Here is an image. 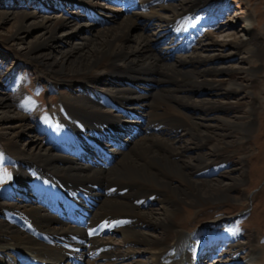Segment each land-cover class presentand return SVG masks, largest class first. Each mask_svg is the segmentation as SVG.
<instances>
[{"label": "bare ground", "instance_id": "obj_1", "mask_svg": "<svg viewBox=\"0 0 264 264\" xmlns=\"http://www.w3.org/2000/svg\"><path fill=\"white\" fill-rule=\"evenodd\" d=\"M190 1L195 2L179 0L176 4L154 5L155 0H129L125 6L123 0L120 10L126 15L111 25H95L86 35L80 34L79 22L73 19L93 15L94 10L85 0H65L82 12L73 10L70 14L65 10L66 13L56 17L24 10L0 12V22L11 20L13 24L9 36L3 38L19 43V53L38 64L39 74L54 85L67 82L65 85L70 88L73 84L80 88L64 101L66 112L62 111L55 120H45L52 129L41 128L50 137L47 143L62 152L52 151V146L37 143L34 138L30 140V147H19L17 137L31 127L25 125L22 115L13 112L0 96V134L5 136L1 143L16 164L10 190L21 191L29 198L13 201L3 195L0 197V264H81L84 256L91 259L86 264H147L141 259V253L148 255L151 264H204L201 256L207 257L208 264L225 260L230 264L239 258L248 264H260V257L250 243L237 242L230 252L226 250L224 243H228L229 238L235 239V235L228 232V224L223 233L221 230L213 234L221 235L217 244L215 238L210 241L212 238L206 235L205 229L193 234L181 230L185 215L180 209L197 211L209 202L240 199L230 192L245 176L247 148L243 141L251 132L259 105L258 80L252 79L251 84L231 78L221 80L208 75L216 73L220 66L185 70L181 64L213 60L217 55L228 57L231 53H203L212 45L228 46L231 50L242 48V58L250 60L251 66L233 65L231 70L253 77L257 73L252 64L261 59L264 51V41L253 35L237 36L230 42L214 38L211 42L207 38L193 47L191 53L177 55L178 60L172 57L174 60L168 63V56L177 49L180 38L165 48L158 47L155 37L145 36L143 24L152 21L150 23L159 22L161 26L162 22L179 21ZM131 5L140 10L128 13L134 7ZM106 14L109 16L110 12ZM96 19L88 18V21ZM104 22L106 18L100 23ZM139 22L142 26H138ZM61 27L67 30L57 35ZM30 28L40 29V33L21 47L16 34ZM68 35L77 36L78 40L61 49L57 41H64ZM188 35L193 36L190 32ZM143 74L150 76L146 79ZM105 77L115 83H106L102 89L100 84ZM127 77L149 80L164 89L163 94L158 93L152 100L153 107L158 111L160 106L161 110L155 113L149 126L161 125L168 132L148 133L147 130L145 135H138L136 125L144 119L139 121L129 111L135 112L147 105V95L121 82L120 79ZM162 80L169 84L161 85ZM207 87L221 88L225 93H243L251 99L243 104L239 100L205 101L192 97L195 89ZM190 106L204 111L242 108L251 120H242V116H209L204 111L195 114L188 110ZM121 109L126 113L121 115ZM14 118L16 121L5 123ZM135 127L137 129L130 134ZM179 129L181 135L176 138L174 131ZM183 135L188 138L182 139ZM117 137L120 140L116 141H121L122 146L109 145V140ZM125 137L132 140L127 151L123 150L128 143ZM120 150V157L114 160L110 155ZM233 153L240 155V167L234 169L239 170V175L229 171L225 180L205 183L192 178L196 172L215 171L227 155ZM183 157L186 160L183 161ZM174 179L180 184L173 183ZM154 201L162 203L160 212L145 211L144 204ZM88 207L95 209L90 213ZM150 225L158 231H149ZM104 231L121 233L120 242L129 248L115 250L108 238L101 235ZM249 248L250 254L244 258L239 256Z\"/></svg>", "mask_w": 264, "mask_h": 264}, {"label": "rangeland", "instance_id": "obj_2", "mask_svg": "<svg viewBox=\"0 0 264 264\" xmlns=\"http://www.w3.org/2000/svg\"><path fill=\"white\" fill-rule=\"evenodd\" d=\"M85 1L87 5H89L94 10V13L90 17H73V19H76L79 22V30L81 35L88 34L93 28H95V25H111L114 20H118L122 15H126V13L124 14L121 12V6L119 2L112 0ZM155 2L154 5L158 3L168 2L176 4L179 2V0H155ZM188 3L189 4L187 6L191 8L189 9L187 7V11L184 12L181 17H179V21L177 19H173L174 23H170L172 25L162 22V25L160 26L159 22L154 24L150 23L152 21H143L144 24L142 22V24L144 25L143 32L145 36L148 34L149 36L155 37V44L158 47L165 48L167 47L166 45L176 43L180 38V43L177 49L174 50L172 56H168V63H170L171 60L173 61V58H177L178 60L179 56L177 55H187L191 53L193 47L199 46L207 38V40L211 42L213 41V38L218 39L219 42L225 40L226 42H230V39H233L237 36L253 35L254 37H258L260 40L264 41V0H195V2L190 1ZM136 7L137 6H134L131 11H128V13H132L134 9L140 10V8ZM8 10H24L26 13L30 14H35L37 12L36 14L38 15H52L54 17L59 16L62 13H66L65 10L69 11L70 14H72L71 11L73 10L82 12L80 11L81 9L75 4H66L65 0H0V12ZM106 12H110L109 16L108 14H106ZM104 14H106V16H104ZM94 17H97V19L95 20L96 23L88 21V18ZM105 18L106 22L100 23ZM248 18L250 19L249 22L247 21ZM140 22L138 26L141 25ZM183 23H186L187 27H189V29H191L192 31H189V29ZM174 24H176V26ZM12 25L13 24L11 20L0 22V96H2L4 100L7 101L13 112L19 114L20 116L22 115L24 119L23 123L31 127V130L26 131L25 134H20V136L17 137L19 147L20 145L24 147H30L29 145L31 138H34L33 141H36L37 143L39 141L44 146H49L50 144H48L47 142H49L50 137L44 130V128H47V130H51L52 128L50 125L47 127L45 120L47 118L55 120L58 114H60L62 111L66 112L64 101H67V96H71L74 90L79 91L80 88L75 87L76 84H73L74 87L70 88L67 86V82H65L67 83L66 85L63 82V84L61 83L54 85L52 84L54 82H52L46 76L42 75V73L39 74L38 69L41 68L38 67V64L34 62L32 63V60H29V58H23L19 53V43H17L16 41V43H12L3 38L5 36H9L10 31L13 29ZM65 30L67 29L64 27L59 28L57 35L64 32ZM188 32L192 33L193 36L189 37ZM39 33L40 29L30 28L28 31L26 30L25 33L20 32L19 34H16L20 39L17 41L21 43V47H24L26 46V43L28 41L33 40L34 37ZM208 33L210 34V36L207 35ZM67 37H65L66 39L64 41H54H57L61 49H65L70 45V43L76 42L78 40L76 39L77 36L74 35L71 37L70 35H68ZM227 52H231L228 57L217 55L216 59L202 60L194 64L188 62L186 64H181V67L185 70H190L197 67L204 68L220 66L219 70L216 73L211 72L208 75L210 77L221 80H225L226 78L236 79L243 84H251L253 80L259 81H257L258 87L256 88V90H258L256 92L259 99V105L253 116V127L251 128V132L248 136L244 137L243 141L244 147L247 148V154L244 162L245 176L240 185L232 189V191L230 192L232 196L239 197L240 199H223L209 202L203 205L197 211L190 210L189 212L184 210L183 208L180 209L181 213L185 215L183 223L181 225V230L183 229L184 233L193 234L199 229H205L206 235H209L210 238H212L210 241L212 242L214 240L213 238H215V244H217V241L221 237V235L215 237V235L213 234L221 232V230H223V233L225 225L228 224V232L234 234L235 239L229 238V240H227L228 243H224V247L226 248V250L230 252L232 250L233 244L237 242L250 243L252 244V249H254L260 257V264H264V51L262 53L263 56H261V59L258 62L252 64V66H255L256 68L255 72L257 73L258 77L256 76V74L252 77L246 76L244 72L231 70L233 68V65H239L246 68H249L251 66V63L249 62L250 60L248 61L247 59L242 58V48H235L234 50H231L228 46L220 47L219 45H212L207 47L203 51V53L211 54H226ZM244 54L247 56L248 52H244ZM249 56L250 55H248L247 57ZM148 76L150 75H145L146 79L148 78ZM105 79L106 80L101 83L102 85L100 84V87L102 89H104L106 83H115L113 80H109V78L105 77ZM120 80L125 84L127 83L128 85L133 86V89L140 90L147 95V105H144L141 108H137L135 112H131V110L129 111V114L138 117L136 119H138L139 121H142V118L144 117V122H140L136 125V127L139 126L138 135L141 133L145 135V132L147 130L148 133H153L154 131H158L157 133H160L164 131L162 129L163 126L161 125H158V127H155L153 124L149 126L152 117L155 115V113H159V110H161L160 106H158V111L153 107L154 105L152 104V100L155 98V96L158 95V93L163 94L164 89L156 86L155 83H152L149 80L145 81L141 78L138 80H133L130 78ZM160 83L161 85L165 83L169 84V81L162 80ZM210 89L217 93L210 91ZM83 90L84 89H82V91ZM75 94L79 96L77 92H75ZM192 97L194 99H202L205 101L209 99H222L228 102L239 100L243 104L248 103L251 99L250 96L246 94H240L238 92L225 93L221 88L217 87L195 89L193 91ZM241 109L242 108L231 107L226 109L218 108L204 111L195 109L191 106L190 108L188 107V110L195 114L204 111V113H208L209 116H220L222 118H235V116H242V120H251V117H249V113L244 109ZM112 113L117 112L112 111ZM120 113L121 115H123L124 113H126V111L123 112V109H121ZM6 121L7 122L5 123L7 124L9 122L12 123L16 121V118ZM42 126H44L43 130L41 129ZM136 127L131 130L130 134L134 133L132 131H135L137 129ZM13 131L14 130H9L10 133ZM174 133H176V138L179 137L181 135V129H179L178 131H174ZM225 133H227V131ZM228 137L230 138L231 135ZM2 138H5L4 134H0V156H5V158H0V197L1 195H3L5 196V198H7V200L13 199V201L15 199L22 198L28 200V196L24 193L22 194L21 191L10 190V186L12 185L11 182L15 174L16 164L10 158V154L6 152L7 148L3 143H1ZM125 138L128 143L125 144L126 148L123 150L127 151L130 148L129 145L131 144L130 141L132 140H129V137ZM184 138L188 137L186 135H183L182 139ZM116 139L120 140L119 137L115 138V140L113 141L109 140V145L121 147V141H116ZM50 149H52V151L55 150L62 152L61 149L53 146ZM205 150L206 148L203 149L204 152ZM120 155L121 150L110 156H112V158H114L115 160L116 158L120 157ZM180 160H182V158ZM184 160H186V158L183 157V161ZM239 164L240 155H238V153H233L232 155L228 154L227 158H225V161L221 165H218L215 171L196 172V174L194 173V176L192 178L196 179V181H199L200 183H205L206 181L219 182L225 180V174H228L229 171H231V174L233 173L232 175H239V170H234L235 168L240 167ZM208 170H211V168H208ZM232 170L234 171L232 172ZM173 183H176L177 185L180 184L179 180L177 179H174ZM12 194L14 195V198ZM144 205H146V207L144 208L145 211L158 210L160 212L162 207V203L155 201L145 203ZM95 207H88L89 212L92 213ZM229 228L231 231L229 230ZM147 229L154 233L158 231L151 225L148 226ZM102 236L108 238L110 246L112 244L111 247H113L115 250H126L127 248H129L127 244L120 242L122 236L119 232H105ZM230 241L232 243H230ZM233 241L235 242L233 243ZM250 252H252L250 248L245 249L239 256L244 258V256H247L248 254H250ZM139 255L140 257H142L141 259L147 262V264H151V260L146 253H141ZM201 257L203 258L202 262L204 264L209 263V260L208 262H205L207 257ZM87 258V256H84L85 261L83 262V264H86L88 260L91 261V259ZM235 260L237 262L230 264H248V262L241 258ZM226 263L227 261L225 260L218 264Z\"/></svg>", "mask_w": 264, "mask_h": 264}, {"label": "snow or ice", "instance_id": "obj_3", "mask_svg": "<svg viewBox=\"0 0 264 264\" xmlns=\"http://www.w3.org/2000/svg\"><path fill=\"white\" fill-rule=\"evenodd\" d=\"M10 178V177H9Z\"/></svg>", "mask_w": 264, "mask_h": 264}]
</instances>
